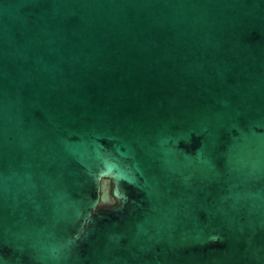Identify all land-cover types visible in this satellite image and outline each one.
<instances>
[{
  "label": "water",
  "instance_id": "1",
  "mask_svg": "<svg viewBox=\"0 0 264 264\" xmlns=\"http://www.w3.org/2000/svg\"><path fill=\"white\" fill-rule=\"evenodd\" d=\"M0 264H264V0H0Z\"/></svg>",
  "mask_w": 264,
  "mask_h": 264
}]
</instances>
